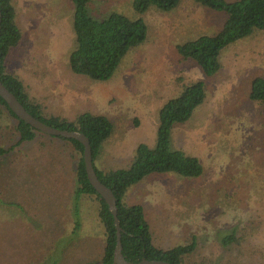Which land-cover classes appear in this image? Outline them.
Returning <instances> with one entry per match:
<instances>
[{
	"label": "rangeland",
	"instance_id": "obj_1",
	"mask_svg": "<svg viewBox=\"0 0 264 264\" xmlns=\"http://www.w3.org/2000/svg\"><path fill=\"white\" fill-rule=\"evenodd\" d=\"M13 2L23 37L8 57L10 70L33 98L43 102L47 113L69 117L89 110L115 122V132L97 158L101 168L128 167L138 143L154 145L162 105L184 85L205 81L204 103L173 132L174 146L199 157L204 173L198 178L148 177L129 189L126 201L144 205L158 245L184 244L196 237L198 246L190 257L194 263L264 264V104L248 96L252 78L264 76V30L226 48L222 68L207 77L194 61L183 59L177 45L216 32L223 15L196 0H180L169 12L151 8L143 15L147 40L126 55L110 80L99 82L76 75L68 64L75 46L72 0ZM89 7L98 18L113 11L137 16L133 0H91ZM16 124L0 111V141L6 146L18 141ZM42 141L52 150L44 152L66 158L60 146L63 139L38 132L21 148L29 151L39 146L34 154L41 160L34 165L23 161L17 175L10 168H0L4 172L0 189L8 183L15 187L17 178L22 182L17 198L0 192V264H38L35 244L51 240L43 227L51 224L53 167L43 161ZM54 141L58 149L50 147ZM69 162L66 166L75 164ZM31 175L37 179L36 186L29 181ZM40 210L47 214L44 222ZM87 211L86 238L81 235L60 264L99 258L101 241L92 234L98 224L96 209ZM230 233L237 241L224 247L220 240ZM57 241L58 251L49 258L52 263L62 251L63 240Z\"/></svg>",
	"mask_w": 264,
	"mask_h": 264
},
{
	"label": "trees",
	"instance_id": "obj_2",
	"mask_svg": "<svg viewBox=\"0 0 264 264\" xmlns=\"http://www.w3.org/2000/svg\"><path fill=\"white\" fill-rule=\"evenodd\" d=\"M90 2L91 0H72L75 46L68 55V64L76 75L99 82L110 80L126 55L147 40L149 30L143 17L147 11L157 8L169 12L180 4V0H133L136 17L132 18L113 11L105 17L98 18L91 13ZM196 2L221 13L224 17L222 25L214 33L201 34L178 44L177 50L183 59L194 61L207 77H212L222 68L221 55L226 48L252 36L257 31L264 30V0H196ZM0 9L2 14L0 79L33 116L52 127L78 131L89 138L97 175L113 191L117 199V217L122 229L121 243L124 257L132 262L146 258L163 260L171 264H198L190 260L198 246L196 237L184 244L169 247L158 245L144 205L127 203L126 195L131 187L154 175L172 174L183 178H198L204 173V165L199 157L174 146L173 132L177 126L187 123L204 103L207 97L205 81L198 80L184 85L176 96L162 105L158 114L159 122L154 145L146 142L138 143L128 167L101 168L96 164L97 158L103 144L115 132V122L106 114L89 110L78 111L69 117L58 113H47L43 102L28 93L22 79L8 66V57L12 49L20 44L23 35L13 0H0ZM248 96L252 101L264 104L263 75L252 78ZM0 108V111L17 120L15 134L18 136V141L9 146L0 141V168H10L14 171L13 174L17 175L25 164L23 161L34 165L37 160H41L40 156L34 154L39 146L29 149L31 153L21 148L26 142L34 140L41 131L20 119L1 96ZM57 137L64 141V145L60 146L64 149L62 153L66 158L44 152L49 146L44 141L40 145L43 161L50 163V168L53 167L49 182L56 186L59 177H74V188L68 194L57 189L51 194L50 203L53 209L58 210L54 213L52 209L49 220L51 224L48 223L43 227L44 232L50 233L51 240L35 244L33 254L37 258H34V261L40 262L38 264H60L66 250H71L81 235L85 237L89 218L87 209H96L98 224L92 234L96 240L101 241L99 258L85 261L84 264H116L114 251L117 244V227L114 215L106 200L89 181L84 162V145L74 138ZM50 143L52 149H58V143L55 141ZM67 161L69 163L74 161L75 164L66 166ZM3 174V170H0V175ZM36 180L33 175L29 178L30 182ZM2 189H0L1 193L4 192ZM11 193L15 195V191ZM59 193L63 196H58ZM18 194L17 191L16 195ZM16 195L13 198H17ZM19 201L20 205V198ZM32 213L37 218V214L33 211ZM57 240H63L62 251L52 263L49 258L52 253L58 251ZM236 241L235 233L227 234L220 240L224 247H229Z\"/></svg>",
	"mask_w": 264,
	"mask_h": 264
},
{
	"label": "water",
	"instance_id": "obj_3",
	"mask_svg": "<svg viewBox=\"0 0 264 264\" xmlns=\"http://www.w3.org/2000/svg\"><path fill=\"white\" fill-rule=\"evenodd\" d=\"M1 9H0V33H1ZM0 96L7 102L10 109L22 120L26 123L30 124L35 129L55 136H63L66 138H74L79 140L84 145V162L86 166V171L88 174V178L90 183L94 186L97 192L106 200L109 205L111 212L114 215L116 227H117V244L114 251V263L116 264H171L167 261L163 260H149L143 258L139 262L128 261L122 252V243H121V226L119 219L117 217V199L113 193V191L106 186L98 177L97 172L94 168L93 164V156H92V148L89 141V138L78 131H71L67 129H59L56 127H52L37 117L33 116L29 113L23 104L18 100L13 92H11L0 79Z\"/></svg>",
	"mask_w": 264,
	"mask_h": 264
},
{
	"label": "crops",
	"instance_id": "obj_4",
	"mask_svg": "<svg viewBox=\"0 0 264 264\" xmlns=\"http://www.w3.org/2000/svg\"><path fill=\"white\" fill-rule=\"evenodd\" d=\"M73 180H74V177H69V178L59 177L58 178V184L56 186L54 184H51V186H52L51 194L53 193V191L55 189L59 190L60 192H64L65 194L70 193L73 190V188H74ZM4 182H5V178L3 179V183ZM35 182H37V181H35ZM35 182L31 181V185H35L36 186ZM15 185H16L15 187L11 188V186H13V185L8 183L7 188H3L2 190H4V192L8 193V194H11L12 191H15V192L18 191L20 193V189H22L21 180L18 179V181L15 183ZM20 186H21V188H20ZM2 187H3V184H2ZM15 195H16V193H15ZM58 196H63V194L59 193ZM51 209H53L52 205H51ZM39 213H40L42 222H44L43 218L47 214L44 212V210H40ZM49 220H50V218H49Z\"/></svg>",
	"mask_w": 264,
	"mask_h": 264
}]
</instances>
